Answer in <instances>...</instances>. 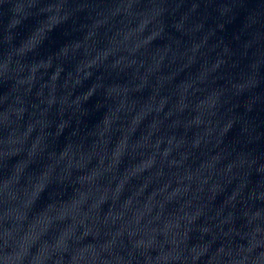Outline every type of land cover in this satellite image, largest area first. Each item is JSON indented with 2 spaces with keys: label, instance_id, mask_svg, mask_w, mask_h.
I'll list each match as a JSON object with an SVG mask.
<instances>
[{
  "label": "clouds",
  "instance_id": "1",
  "mask_svg": "<svg viewBox=\"0 0 264 264\" xmlns=\"http://www.w3.org/2000/svg\"><path fill=\"white\" fill-rule=\"evenodd\" d=\"M141 3L142 0L132 3H125V0H88L87 3L83 0H33L29 5L34 13L30 20L26 18L0 32V63L6 65V70L0 73V151L4 154L14 152L13 162L30 154L34 140L51 139L56 121L65 116L59 110L58 114L54 113V103L46 104L43 99L48 72L58 67L59 73L70 83L75 71L73 63L82 62L81 57H95V68L89 73V80L79 83L83 88L93 79L100 81L99 99L95 88L86 98L87 105L100 106L96 109V119L74 133L84 137L79 141V151L86 152L91 145L93 155L88 166L97 169L93 183L82 193L85 200L94 192L107 191L113 183L119 191L122 189L123 184L116 179L113 167L117 172H127L131 167L133 171L128 179L155 169L154 174L141 180L136 189L139 196L153 180L165 181L149 193L150 200L173 183L182 184L186 193L194 185L202 192L205 185L232 171L234 158L240 153L241 144L246 143V131L241 127L245 122L257 137L254 143L260 146L264 156V0H209L214 14L200 23L191 40L186 38L183 49H177L166 65L155 70L149 66L151 46L130 48L125 43L133 37L143 38V32L135 30L139 17L134 9ZM3 7L7 10L10 5L5 3ZM82 7L90 9L88 22L94 21L97 31L71 61L55 56L63 47V41L53 42L57 33L67 38V20L44 28L38 43L20 51L50 16L64 15L73 8ZM79 23L78 17L77 25ZM130 55L135 57L130 62L136 66L134 82L142 80L143 84L138 89L130 85L123 101L114 102L106 94L105 77L119 68V61ZM44 61H49L48 70L39 72V78L38 72L33 73L28 81V71ZM249 78L255 83L249 85ZM76 95L74 88L69 97ZM210 97L214 101L209 105L206 102ZM149 101L155 103L154 108L148 107L153 120L146 125L148 132L143 133L139 129L141 110ZM248 101L251 105L246 107ZM178 103L182 104L179 110ZM109 112L114 115L107 132L90 135ZM229 120L231 125L217 138V133ZM42 121L47 123L42 124ZM137 133L144 143H138ZM204 133L206 135H202ZM63 137L62 131L56 138L62 140ZM130 140L134 154L125 156L123 152H112L113 160L109 162L107 149L113 141L127 148ZM208 161L212 162L211 167L207 166ZM7 167L5 163L0 174L6 173ZM37 175V166L32 163L15 179L18 190L0 193V202L17 200L20 191L28 189ZM103 204L108 208L102 217L97 216L101 227L94 238L102 233L107 237L100 245V252L107 255L99 257L98 264H196L205 254V264L264 262V227L259 230L241 227L231 234H224L220 229L219 233L201 232L197 238H189L181 222H177L174 229L163 230L167 219L165 203H160L155 208L156 215L143 226L138 225L144 214L133 209L132 219L125 221L124 226L104 230L109 215L113 220H123L125 212H115L114 201L104 196ZM123 204L125 209L131 207V195L125 197ZM144 207L148 208V204ZM42 208L43 204L36 201L29 212L17 219L16 231L25 225L32 227L31 221ZM148 211L151 213L152 209ZM89 231H84L83 235L88 236ZM24 239L26 235L21 236L20 241L15 240L13 232L7 226L4 228L0 233V264H25ZM198 246L203 247L202 253L196 252ZM253 252L258 255L253 257ZM97 257L98 254H94L93 259ZM26 264L33 262L27 260ZM52 264H60V261L53 259Z\"/></svg>",
  "mask_w": 264,
  "mask_h": 264
},
{
  "label": "water",
  "instance_id": "2",
  "mask_svg": "<svg viewBox=\"0 0 264 264\" xmlns=\"http://www.w3.org/2000/svg\"><path fill=\"white\" fill-rule=\"evenodd\" d=\"M32 2L33 0H0V32H3L7 26L15 25L26 18L30 20L34 15L29 6ZM83 2L87 3L88 0ZM132 2L133 0H125V3ZM5 3L10 5L7 10L3 7ZM134 11L139 17L135 30L143 32V38L133 37L132 41L125 43L130 48L151 46L149 66L155 70L166 65L177 49L185 47L186 38L191 40L200 23L212 16L215 9L209 5V0H142L141 5ZM89 12L90 9L82 7L73 8L64 15L50 16L44 22V27L26 41L20 51L23 52L38 43L44 28H51L67 20V38L57 33L53 42L59 44L63 41V47L58 49L55 56L67 57L68 61H71L78 55L77 50L87 46L90 43L89 37L97 31L96 23L88 22L91 19ZM78 17L79 25H77ZM111 46L109 44V47ZM134 58V55H130L119 61V68L105 77L106 94L111 96L114 102L123 101L127 94L126 89L130 85L138 89L143 84L142 80L134 82L136 66L130 63ZM81 60L82 62L78 64L73 63L75 71L70 83L66 82L59 73L58 67L48 72L43 99L46 104L54 103V113L58 114L57 110L65 113L63 119L56 121L52 138L41 137L34 140L30 154L14 162L12 161L14 152L4 154L0 151V169H3L5 163L8 166L6 173L0 174V193L17 191L15 179L32 163H35L38 169L35 182L28 189L20 191L17 200H8L6 204L0 202V233L7 226L17 241H20L21 236L26 235V239L23 240L25 249L23 255L26 261L31 260L33 264H52L53 259H58L60 264H98L99 257L107 255L100 252V245L107 237L102 233L94 238L95 232L101 227L97 222V216L102 217L108 208L107 204H103V196L108 201H114L115 212H125L123 220H113L109 215L104 230H114L124 226L125 221L132 219L133 209L144 214L138 225L143 226L156 215L155 208L160 203H165L164 215L167 219L166 225L162 226L163 230L174 229L175 224L181 222L189 238H197L201 232L219 233L220 229L224 230V234H231L241 227H254L257 230L264 227V163H261L264 156L261 154L260 146L254 143L257 137L252 135L248 122L241 125L246 131V143L241 144L240 153L234 158L232 171L218 177L214 183L205 185L202 192L194 185L192 190L186 193L182 184L173 183L170 188L157 193L154 199L150 200L149 193L159 188L165 181L153 180L139 196L136 195V189L141 180H146L154 174L155 169L128 179L133 171L131 167L127 172H117L113 167L112 171L116 179L123 184L122 189L119 191L113 183L107 191L94 192L90 199L85 200L82 193L93 183L97 169L88 166L93 155L91 145L88 151H79V141L84 137L74 133L77 128L84 129L96 119V109L100 105L89 106L86 98L95 88L99 99L100 81L93 79L90 83H85L83 88L80 87L79 82L88 81L89 73L94 71L95 57L92 59L81 57ZM48 68L49 61L35 65L28 71L26 79L31 81L32 74L37 72L39 78V72L47 71ZM5 70L6 65L0 63V73ZM248 83L252 85L255 80L249 78ZM74 88L77 95L69 97V93ZM213 101L214 98L210 97L206 103L210 105ZM250 105L251 101H248L246 107ZM149 106L154 108L155 103L149 101L141 110L142 122L139 124V129L143 133L148 132L146 125L153 120V115L148 114ZM181 107L182 104L178 103L177 110ZM113 115V112L106 113L104 120L89 134L99 136L106 133ZM44 123L47 121H42V124ZM230 125L231 120L219 130L217 138ZM62 131L63 139L57 140V135ZM125 135L127 136L128 133ZM137 139L138 143H144L139 133ZM65 140L67 143L64 142ZM148 143L150 145L151 140ZM107 151L109 162L113 160L110 155L112 152L117 154L123 152L125 156L134 154L131 140L127 148L118 146L113 141ZM211 163L208 161L207 166L211 167ZM130 195L132 205L125 209L124 199ZM36 201H40L43 208L31 221L33 226L25 225L17 232L16 227L19 223L17 219L29 212ZM169 201L171 203H168ZM145 203L148 204V208L144 207ZM149 208L152 209L151 213L148 211ZM88 229L89 235L84 236L83 232ZM196 252L202 253L203 247L198 246ZM94 254H98L96 260L93 259ZM206 255H202L196 264H205ZM257 255L256 252L252 253L253 257Z\"/></svg>",
  "mask_w": 264,
  "mask_h": 264
}]
</instances>
